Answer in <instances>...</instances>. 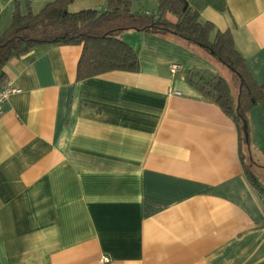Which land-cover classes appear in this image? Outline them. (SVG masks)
Wrapping results in <instances>:
<instances>
[{
  "label": "crops",
  "instance_id": "obj_1",
  "mask_svg": "<svg viewBox=\"0 0 264 264\" xmlns=\"http://www.w3.org/2000/svg\"><path fill=\"white\" fill-rule=\"evenodd\" d=\"M15 1L35 13L51 0H0V34ZM186 1L231 32L264 82V0ZM112 3L73 0L68 10ZM157 4L129 8L152 13ZM122 40L136 72L77 80L74 44L5 64L17 91L0 111V264H264V202L245 174L264 189V108L247 112L243 148L232 119L185 79L223 65L173 35L127 31ZM171 63L181 66L175 74Z\"/></svg>",
  "mask_w": 264,
  "mask_h": 264
},
{
  "label": "trees",
  "instance_id": "obj_2",
  "mask_svg": "<svg viewBox=\"0 0 264 264\" xmlns=\"http://www.w3.org/2000/svg\"><path fill=\"white\" fill-rule=\"evenodd\" d=\"M73 0H51L37 12L25 1L21 13L14 2L10 25L0 34V83L6 80L3 68L11 58L44 45L74 44L82 50L77 64V80L112 70L136 72L135 51L122 40L127 31L173 35L201 48L210 58L227 68L229 78L217 72L193 68L186 81L204 98L216 104L236 125L239 144L249 147L247 112L257 103L264 108V82L257 83L235 48L230 31H219L186 0H158L152 13L131 11L138 0H111L108 9L68 10ZM175 17L171 21L167 15ZM246 177L264 189L246 171Z\"/></svg>",
  "mask_w": 264,
  "mask_h": 264
},
{
  "label": "built area",
  "instance_id": "obj_3",
  "mask_svg": "<svg viewBox=\"0 0 264 264\" xmlns=\"http://www.w3.org/2000/svg\"><path fill=\"white\" fill-rule=\"evenodd\" d=\"M181 66L178 63H171L169 66V70L171 74H175ZM17 88H15L9 80H5L4 82L0 83V111L2 103L9 97V95L15 93ZM262 201L264 202V194L261 196ZM102 262L106 263L109 262L108 258H102Z\"/></svg>",
  "mask_w": 264,
  "mask_h": 264
},
{
  "label": "rangeland",
  "instance_id": "obj_4",
  "mask_svg": "<svg viewBox=\"0 0 264 264\" xmlns=\"http://www.w3.org/2000/svg\"><path fill=\"white\" fill-rule=\"evenodd\" d=\"M223 76H225L227 79L229 78V72L227 70V68L224 67V69H222V71H219ZM248 159V156L246 157ZM246 159V160H247ZM247 166L250 168V170H252V172H255L256 169L253 167V165H251L250 161L248 160L247 162Z\"/></svg>",
  "mask_w": 264,
  "mask_h": 264
}]
</instances>
